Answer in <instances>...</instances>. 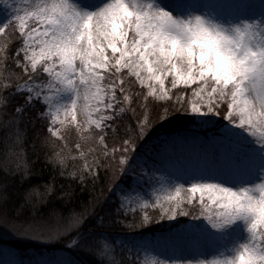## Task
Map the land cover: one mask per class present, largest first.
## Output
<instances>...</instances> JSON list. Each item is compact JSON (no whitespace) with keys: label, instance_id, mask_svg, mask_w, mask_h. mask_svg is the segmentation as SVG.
I'll return each mask as SVG.
<instances>
[{"label":"snow or ice","instance_id":"1","mask_svg":"<svg viewBox=\"0 0 264 264\" xmlns=\"http://www.w3.org/2000/svg\"><path fill=\"white\" fill-rule=\"evenodd\" d=\"M0 38V69L20 70L0 71V228L63 245L32 264H81V249L95 264H149V251L163 257L151 264H264V0H0ZM45 109L52 136L67 122L90 143L82 168L67 170L66 150L41 164L47 138L26 158ZM174 113L193 114L190 133L163 131ZM181 216L196 223L112 231ZM201 244L216 253L182 258Z\"/></svg>","mask_w":264,"mask_h":264},{"label":"rangeland","instance_id":"2","mask_svg":"<svg viewBox=\"0 0 264 264\" xmlns=\"http://www.w3.org/2000/svg\"><path fill=\"white\" fill-rule=\"evenodd\" d=\"M3 43H4V40L2 38H0V44H3ZM15 47L12 48L13 49L12 52H14ZM9 50L11 52V49H9ZM19 81H21V80H19ZM136 90H139V86H137ZM145 91H147V89H145ZM149 102H150V104L153 103L151 101V97L149 98ZM156 103H159V102H156ZM137 112L139 114L140 112H142V110L137 108ZM155 114H156L155 110L149 111V115L151 117L154 118ZM173 115L176 118L175 119L170 118V123L165 124L163 126V128L166 127V130L175 129L173 126L176 125V122L178 121V119L180 120V121H178L180 123V124H178V126H182L185 129L181 128L180 130H177L176 133H184V132L190 133L192 131V129L195 127L193 124V114H191V113H189V114L174 113ZM82 118H83L82 115H78V119H82ZM50 119H51V117L48 116L47 109H45L44 110V116L39 118L34 123L36 126V125H38V124H36V122H39V126L42 129H45L44 133H42V134L48 135L47 139L51 142L50 144H52V147H53L51 151L52 152L53 151H60V150L70 151V156H69V159L67 161H71L72 165H80L81 164L82 165L81 168L83 167L85 160L91 161L92 154L87 152L88 147L91 146L90 143L82 141L80 133L73 126L69 125L67 122H65V125L63 127H60L59 124L56 125V127L59 129L60 135L64 137L63 140H61L59 137L52 136L47 131V122ZM69 119H70V117H69ZM127 119H128L127 116H125L123 118L124 121H127ZM216 119L219 120L220 117H217ZM212 131H213V129L211 127L205 126L203 129H201L199 131V134L201 136H206L208 133H210ZM168 133H172V132H168ZM77 143H81L82 149L85 151V156L81 157L77 154L79 151L75 148V145ZM193 162H194V158L191 157L188 153H177L176 157L171 161V163L175 166H180L183 164L193 163ZM122 179H123V183L125 185H127L131 181V175L125 176ZM142 195H146L147 197H153L154 198L155 193H153L152 190L150 188H148V189H146V191L144 193H142ZM182 195H183V193H182ZM145 210L148 211L149 214L152 215L153 217H155L157 215V210L152 209L150 206ZM137 214L138 215L143 214L141 211H139L138 206H137ZM130 216H131V214H130ZM186 222L196 223V221H192L191 217H182V216L177 217L175 220L154 219L151 224L146 225L144 228L133 229L132 231H135V232L138 231L137 234H135V236H127L128 234H126L124 232H120V233L116 234V236L120 240H125V241L132 240V239H137V240L146 239L148 237L157 235L159 233L167 232L170 228H175L179 224L186 223ZM45 227L55 228V227H57V225L51 224V226H45ZM124 234H126V235H124ZM20 242H23L25 244V245L23 244V246L20 247L21 249H17L14 247V245H12L13 243L19 244ZM26 242L28 244L31 242L32 244L30 243V245H28ZM110 243L112 245V240L106 239L104 237H98L96 240V244L98 245L99 250L102 252H105V254H108L109 252H111L110 251L111 247L109 246ZM105 245H108V247H109L108 251H105ZM62 247H63V245L59 244V243H50V242H45V241L36 240V239H20V238H17L16 236L12 235L10 231L5 230L3 228H0V264H13V262L16 259H20V260L24 261L25 264H32V262L34 260L41 258V253H43L44 255H48L52 252H58L59 249H61ZM216 251H217V249L213 248V246H211V245L201 244L199 249L186 250L182 254V258L193 259V260H196V259L208 260L211 258L212 255H214L216 253ZM90 255H92L91 252H90ZM156 258H163L158 251H156V252L149 251V252L145 253L144 257H143V259L148 261L149 264H151V261L153 259H156Z\"/></svg>","mask_w":264,"mask_h":264},{"label":"trees","instance_id":"3","mask_svg":"<svg viewBox=\"0 0 264 264\" xmlns=\"http://www.w3.org/2000/svg\"><path fill=\"white\" fill-rule=\"evenodd\" d=\"M15 46H17V42L16 41H14V40H10V42L8 43V45H7V50H9V49H11V52L13 51V47H15ZM9 52V54H11V52H10V50L8 51ZM4 64H5V69H7V70H11V71H13V72H15L17 75H19V73H20V70L18 69V68H16L15 67V65L11 62V60H8V61H5L4 62ZM5 69H0V71H4V74L5 75H7V70H5ZM17 83H19V82H22V81H19V80H17L16 81ZM34 115H36L35 113H34ZM38 120V119H37ZM37 120H35V121H37ZM34 121V122H35ZM178 121H180L179 119H178ZM176 122V125H174L173 127L175 128V129H173V130H166V127L165 128H163V131H165V132H176L177 130H180L181 128H183V129H185L184 127H182V126H178V124H180L179 122ZM182 123V122H181ZM184 123V122H183ZM36 124H38V125H36L35 126V128L33 129V131H32V134H31V140L29 141V152H28V154H27V157L26 158H32V159H34V157H32V155H31V147H32V142L34 141L38 146H40V141L42 140V139H44V138H47L48 137V135L47 134H42V133H44V130L45 129H42L40 126H39V122H36ZM51 143V142H50ZM47 144V145H44L43 146V153L41 154V157H40V159H41V164H43V162H44V160H45V158H46V156H50V155H52L54 152H56V151H51L52 150V144ZM54 146V145H53ZM55 147V146H54ZM38 167L40 166V165H37ZM81 164L80 165H72V162L71 161H67V170L69 171V172H71V171H73L74 169H80L81 168ZM57 182L58 183H64V184H68L69 183V181L66 179V178H58L57 179ZM45 210H46V208H45ZM129 218H131V216H129ZM51 224H55V225H57V222L55 221V219H51V220H48L47 222H46V224L44 225V226H51ZM133 229H131V230H128V229H125L123 226H115L113 229H112V231H113V233H114V235H116V234H118V233H120V232H124V233H126V234H128L127 236H135V234H137V232H135V231H132ZM142 232V231H141ZM126 234H124V235H126ZM27 243V242H26ZM31 243V242H30ZM30 243L28 244V245H30ZM23 242H20L19 244L18 243H13L12 245H14V247L15 248H17V249H21L20 247H22L23 246ZM32 244V243H31ZM25 245V244H24ZM109 246L111 247L112 245H111V243L109 244ZM58 247V246H57ZM74 254H76V256H77V258L81 261V264H95V261H96V259H97V257L96 256H93V255H90V252H87V251H85V250H83V249H81V250H79L78 252H76V253H74ZM112 255V253L111 252H109L108 254H106V256H108V257H110Z\"/></svg>","mask_w":264,"mask_h":264}]
</instances>
